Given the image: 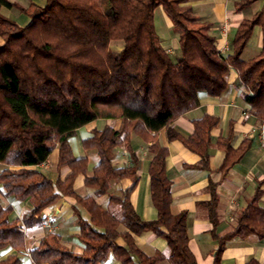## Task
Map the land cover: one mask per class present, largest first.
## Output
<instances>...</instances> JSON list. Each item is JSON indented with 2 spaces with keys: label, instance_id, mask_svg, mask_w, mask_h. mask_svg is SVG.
Returning <instances> with one entry per match:
<instances>
[{
  "label": "trees",
  "instance_id": "1",
  "mask_svg": "<svg viewBox=\"0 0 264 264\" xmlns=\"http://www.w3.org/2000/svg\"><path fill=\"white\" fill-rule=\"evenodd\" d=\"M257 0H242L244 7ZM189 0H44L30 8L11 0H0V253L8 248L16 253L0 256V264H21L25 230L39 225L44 209L61 198L75 199L78 215L77 240L82 252L62 243L61 236L48 233L30 252L34 264H103L113 253L121 264H157L159 255H147L134 237L153 232L169 246L171 264H198L189 247L187 214L173 215L171 181L166 175L168 150L157 142L150 146L155 154L150 163L151 200L157 209L155 220H142L130 201V190L110 193L111 182L137 178L139 162L129 146L132 133L145 141L155 140L168 130L170 140H181L201 156V167L209 168L211 131L219 118L204 115L194 120V133L184 138L173 122L200 105L199 94L221 95L227 88L231 68L239 73L245 87L243 99L260 121H264V5L251 20H244L233 40L234 51L224 56L208 26L195 15ZM162 7L179 34L180 55L174 58L161 43L155 22L156 9ZM16 8L30 21L20 25L2 13ZM261 27V53L250 61L241 54L255 27ZM118 48V50H114ZM117 46H120L117 47ZM113 47V48H112ZM120 120L118 129L110 125L84 141L94 148L98 164L86 178L95 196L108 195L120 215L100 205L95 197L75 193L79 175L88 173L87 157H76L70 139L77 131L98 120ZM231 134L220 138L226 151L221 167L224 173L244 156L251 143L238 149L231 146ZM127 144L132 167H117L113 153L118 143ZM58 149L57 168L69 171L53 181L37 167ZM258 188L236 226L226 235L214 237L219 249L214 264L222 263L225 243L234 236L256 234L264 237V211L258 206L263 194ZM212 199L205 203L209 218L218 223V196L212 185ZM25 198L31 208L22 219L13 217L12 205L3 198ZM80 208L89 214L83 218ZM123 226L127 229L120 232ZM122 238L125 246L117 240ZM242 264H261L251 259Z\"/></svg>",
  "mask_w": 264,
  "mask_h": 264
},
{
  "label": "crops",
  "instance_id": "2",
  "mask_svg": "<svg viewBox=\"0 0 264 264\" xmlns=\"http://www.w3.org/2000/svg\"><path fill=\"white\" fill-rule=\"evenodd\" d=\"M11 1L16 2L15 0ZM241 1L189 0L188 2L198 19L208 26L210 34L216 39L218 50L224 56L233 53V40L242 21L251 20L264 5V0H257L240 8L238 3ZM10 12L11 10L8 8L2 9V13L7 17L13 20L19 19L20 25L24 26L29 23L30 18L26 14L19 11L12 15ZM9 13L10 15H8ZM155 22L162 45L171 56L178 58L180 55L179 34L174 30L171 19L162 7L156 9ZM262 45L263 32L261 27L257 26L241 54V59L250 61L258 56L261 53ZM117 47L120 48V46ZM226 80L228 88L221 95L211 96L206 92H201L199 94L200 105L177 118L172 124L176 132L187 138L194 133V120L201 119L204 115L219 118L218 126L211 131V146L208 150L209 168H202L201 156L190 150L181 140H170L168 130L164 128L158 132L154 141H145L134 133L130 135L129 146L139 162L137 178H123L111 182L110 193L112 194L119 195L122 191H131L130 201L142 220L157 219L158 212L151 200L149 174L150 163L155 154L150 150V146L157 142L160 146L165 147L168 150L166 175L172 183L171 212L173 215L186 212L189 247L198 264H214L219 249V241L214 237V234L222 237L236 226L241 212L248 206L259 183L264 180V121H260L254 115L250 104L243 99L242 93L245 91V87L240 83L239 73L235 68L230 69ZM120 124V120L98 119L79 129L76 135L70 139L74 155L78 158L87 157L89 160L88 173L79 175L75 180V193L82 197H95L100 205L117 215H120L121 209L118 205L110 203L108 195L96 197L95 189L86 185L85 180L98 164L99 156L96 149L86 148L84 141L92 135L94 129L100 130L106 125L118 129ZM230 134L233 149H238L246 140L251 143V146L241 160L234 164L227 173H224L221 167L226 157V151L218 145V141L220 138H227ZM58 157L59 151L56 149L45 163L37 167L53 181L57 180L59 176L65 177L69 171L67 168L58 170ZM113 162L120 168L133 166V158L126 143L120 141L115 147ZM5 167L0 163V171ZM212 185H215L218 196V223L216 226L210 220L208 209L205 206V203L212 199ZM261 189L263 194L259 199L258 206L264 211V184ZM3 203L12 205L13 217L19 219H22L31 208L29 200L25 198H3ZM74 205V198L64 197L42 211L40 215L42 222L25 230V248L18 253L21 264H34L30 256L31 250L36 248L40 240L51 232L60 235L62 243L70 250L82 252L83 246L76 238L80 227L78 215L73 210ZM79 209L83 218L89 219V214L84 209L80 207ZM119 231L125 232L127 229L121 226ZM134 237L137 245L147 255H159L160 259L157 264H171L170 249L164 238L150 231L143 232L138 236L134 235ZM117 243L120 246H125L122 238H119ZM12 253H16V251L8 248L2 251L0 256ZM251 259H257L261 264H264V237L261 238L256 234L247 237L238 235L225 243L222 253L223 264H242ZM103 264L121 263L113 253H110Z\"/></svg>",
  "mask_w": 264,
  "mask_h": 264
},
{
  "label": "rangeland",
  "instance_id": "3",
  "mask_svg": "<svg viewBox=\"0 0 264 264\" xmlns=\"http://www.w3.org/2000/svg\"><path fill=\"white\" fill-rule=\"evenodd\" d=\"M16 2H18L19 4H21V5H23V6H25V7H28V8H30L31 7V3H37V4H43L44 3V0H15ZM20 2H22V3H20ZM7 10V9H6ZM9 10V9H8ZM11 10V14L13 15V13L15 14V13H19V11L16 9V8H12V9H10ZM5 13V12H4ZM10 13L8 14V15H10ZM14 16H16V15H14ZM18 18V17H17ZM21 18H23V17H21ZM14 20H16V19H14ZM19 24H21V21L18 19V20H16ZM29 21V20H28ZM114 47V48H113ZM112 48L114 49V50H118V48H115V46H113Z\"/></svg>",
  "mask_w": 264,
  "mask_h": 264
}]
</instances>
